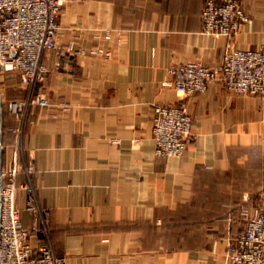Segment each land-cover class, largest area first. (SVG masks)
Wrapping results in <instances>:
<instances>
[{"label":"crops","instance_id":"obj_1","mask_svg":"<svg viewBox=\"0 0 264 264\" xmlns=\"http://www.w3.org/2000/svg\"><path fill=\"white\" fill-rule=\"evenodd\" d=\"M204 1H66L59 43L107 54L42 52L49 74L38 91L50 105L29 115L21 142L35 170L16 180L23 226L31 223L22 189L29 183L65 264H228L226 246L240 231L230 217L264 188V99L219 82L194 94L191 138L178 158L155 156L151 132L154 107L179 98L163 85L171 67L215 66L225 48L264 45V0H238L248 21L230 37L201 33ZM104 30L111 39L95 40ZM60 95L69 111L58 106ZM25 97L18 75L0 71V164L16 146L8 103Z\"/></svg>","mask_w":264,"mask_h":264},{"label":"built area","instance_id":"obj_2","mask_svg":"<svg viewBox=\"0 0 264 264\" xmlns=\"http://www.w3.org/2000/svg\"><path fill=\"white\" fill-rule=\"evenodd\" d=\"M67 0H0V71L16 73L26 92L22 100L8 103V109L18 122L10 130L15 133L16 146L11 158L0 164V264H65L49 242L48 210L41 207L34 189L24 183L25 210L31 223L23 226L20 210L16 207L17 176L34 172L32 160L24 163L21 138L29 115L36 107H47L49 100L38 91L49 74L42 61V52L50 50L57 59H72L89 53L107 54V48L95 46L88 51L77 49L73 43H59V18ZM200 19L201 33L215 37L236 34L248 15L238 0H205ZM95 40L107 42L111 30L95 34ZM119 41V40H118ZM59 67L56 62L54 68ZM172 87L179 96L176 103L156 105L152 118L153 153L157 157H181L191 138V116L188 99L203 93L211 83L219 82L228 92L253 95L264 99V45L257 49L225 48L222 61L207 66L199 61L177 64L170 68ZM58 106L69 111L71 104L63 95ZM137 140L133 139L132 143ZM237 217L230 222L240 226L226 246L224 257L228 264H264V192L247 194L235 207ZM32 240L34 242L32 243Z\"/></svg>","mask_w":264,"mask_h":264},{"label":"rangeland","instance_id":"obj_3","mask_svg":"<svg viewBox=\"0 0 264 264\" xmlns=\"http://www.w3.org/2000/svg\"><path fill=\"white\" fill-rule=\"evenodd\" d=\"M257 192H264V188H262V189H260V190H257V191H255L254 193H257ZM251 194H253V193H251Z\"/></svg>","mask_w":264,"mask_h":264}]
</instances>
